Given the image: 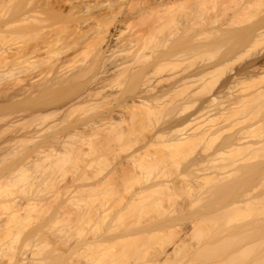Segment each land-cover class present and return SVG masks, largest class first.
I'll list each match as a JSON object with an SVG mask.
<instances>
[{
  "label": "bare ground",
  "instance_id": "1",
  "mask_svg": "<svg viewBox=\"0 0 264 264\" xmlns=\"http://www.w3.org/2000/svg\"><path fill=\"white\" fill-rule=\"evenodd\" d=\"M188 1L189 0H0V33H1L0 38L3 37L2 35L4 33H6L5 35H6V37L7 36L8 37L7 38L3 37V38H4V41H5V39L7 40V41H5V44L7 45V47L9 46L8 48L5 46L6 49H4L5 44L3 45V43H2L3 47L2 46L0 47L1 48L0 49V83L3 82V86H2V84H0L2 86V88L0 87V119L3 121V119L6 117V121L9 120V121H7L8 123L5 121L4 122L0 121V122H2L1 127H0V134L3 133V130H6L5 126H7L6 127L7 129L10 128L9 126L12 127V125H10V124L13 121L10 120L9 116L12 117L13 114H14V116H13L14 118H18V117L24 118L26 116L45 118V117L53 114L55 111L57 113L58 111H60L61 108L65 109L63 111V113L65 112L64 115L61 117V119L59 118L60 122L54 123L53 125H50L44 135H38L37 131L32 130V129H23L21 131H18V130H20V129H18L17 131L16 130L12 131V128H13L12 127V128H10L11 132L9 130H7V131H9L10 134L15 133L17 136V139L22 143L24 142V144H23V146H20L19 148L18 147L17 148L11 147L12 149L8 148V150H7V148L6 149L4 148L5 149L4 150L3 148H1L2 147L1 146L0 148L4 150V151H0L1 159L2 160L7 159L10 163L15 162L14 164L18 163L19 166L22 169H24V170H22L23 172L29 171L32 167L39 165V163L41 161H45V159L48 155L52 154V155L56 156L60 152L65 151V149H63V150L61 149L62 151L59 150L60 147L56 148L57 145L62 146V148H64L66 146L65 145V143H66L65 138L67 135L65 133L69 134L68 137H70L71 135H75V136L78 135L80 137L82 136L83 138H85L86 136H89V137L97 136V137L93 138V139H97L99 136L100 137V138H98L99 140H103V139L105 140V138L106 139L110 138V140H111L112 137L115 138L116 135L118 137V136H122L123 134H126L125 131H121V130H123V128L120 130H118L119 128L118 129L114 128V126L117 125L118 122L120 123L121 121H125V120H130V121L132 120L133 121L132 118H134V117H136V120H139V118H141V120H142L143 114L144 115L150 114L151 112L155 113L153 111L155 109L162 108L164 106V103L166 102L167 98L171 97V95L174 91H178V93L180 91L181 93H183L184 90L188 86L195 85V92L194 93L195 94L203 93V89H206L205 87L207 86V83L209 82V77H208L209 71H210V69H212L214 67L207 65V63H198V66L196 67V69L193 73H189V74L185 73L184 75L180 74L181 75L180 76L179 74L176 75L173 72V64H174L175 60L178 59V61L181 62L182 60L186 59V57L188 56L189 50L187 47H184V49H182L180 52L174 51L175 50L174 49L175 39L173 37L174 32H173V28L171 27L172 19H171L170 14L172 13L173 8H175L176 6H183V4L185 2H188ZM195 2L197 3L196 4L197 8L200 9V14H201V11L203 10V9L201 10V8H203L202 0H195ZM263 2H264V0H250L248 2V5L246 3L245 6H240L241 7L240 9L243 11V13H246L247 12L246 10H249V8H251V7L253 8L257 5H260ZM263 18L259 22H257V23H260L262 21L260 24L256 23L257 26H253V25H255V23L253 25H251L252 31H251V28H249L248 31H251V32L247 31V33L243 36V38L246 39V41L253 40L252 42H255V39L257 40L258 38H261L262 36H264V19ZM184 19H185L184 21L187 22L186 16L184 17ZM201 21H202V23L205 22L203 18ZM230 24L233 25L234 23L230 22ZM204 32L205 31H204V29H202V26H201L199 32L197 33V35L194 39L195 40V48L194 49L197 50L199 54L203 53L204 43L199 39H201V35L203 36ZM184 35L186 36V34L184 33L182 35L183 39L185 38ZM8 38H9V40H8ZM0 40H1V42H3L2 39H0ZM186 40H187V38H185L184 41L182 40L183 43H185ZM179 41H181L180 38H179ZM7 42H10V45H8L9 43L7 44ZM247 44H249V43H247ZM81 55L83 56V58L78 59V57H82ZM178 61L176 60V62H178ZM263 65H264V59H262L258 56L254 57L247 64V66L245 68V70H246L245 72H243V73L234 72V74L232 75V79H233L232 81L236 82V81L241 80V78L243 79L244 75L249 74L251 71H254L255 69H259ZM184 70H186V67L183 69V71ZM115 81L118 82L119 85L120 86L122 85L123 87L121 86L119 89L112 90L109 93L101 94V90L103 88H105L107 85H109V83L115 82ZM159 84H161V85H159ZM225 87L227 88V90H229V93H230V96H229L230 101L229 102H230V105H232V107H234V108L239 109L240 106L245 105V107H244V109H245L246 107H248V105H250V104H247V102L251 103V101H253L255 104L256 102L257 103L259 102L258 100H260V98H261V100L264 99V97H261L262 95H264V89H263L264 86H262L263 88L260 87L258 89L251 91V93H249V94L248 93L247 94H233L230 91L231 87H229V85L225 86ZM207 89L209 90V88H207ZM206 92H207V90H206ZM178 93H177V96H178ZM218 97H219V95L214 94V93L208 95V98L206 99L207 100L206 102L208 105L207 104L203 105L200 107V109L203 110L205 108L206 109L205 113L208 111H211V109H207V108L209 106H214L218 101ZM194 100H196V99H194ZM194 100L193 99L191 100L189 96L184 95L177 101H179V103H180L178 105H181V104L185 105V104L190 103L191 101L194 102ZM251 104H253V103H251ZM250 108H251V106H250ZM84 109H85V111H84ZM140 109L142 111H140ZM79 110L84 111V113L83 112H81V113L86 114V115L82 114L83 116H80L81 113L79 115H77V113H79L77 111H79ZM75 113L77 116L75 115ZM141 114H142V116H140ZM137 115L140 117L138 118ZM143 117H144L143 119H145V116H143ZM79 122H81L82 124ZM76 125H78V128ZM67 128L68 129L72 128L71 129L72 131L70 130L71 132L69 133V130ZM161 131L162 130L157 131L154 135V138L161 137L163 134V132H161ZM209 132H211L209 127H205V129L203 128L202 131L197 130L196 132H194L192 134L190 133V135L184 134V133L183 134H173V137H171L169 140H171V142H172L171 146L173 145V147L175 146L176 148H182L183 146L185 147V145L190 144L194 141H198L202 138H206L205 136L208 135ZM6 133H8V132H6ZM79 134H81V135H79ZM14 135L12 137H14ZM234 137H235L234 139L231 137L226 138L224 140V142H225L224 144L226 145L228 143L226 145V147L231 148V150L235 149L236 150L235 153H238V154L244 153L242 155V157H240V158L231 157L229 160H226L224 162H218V164H216V165H214L215 163H212V164L210 163L209 166L202 165V162L204 161V159L201 160V158H203V157L200 158V156H199V159L196 157H193L195 159L192 160V158H191V161L189 159V160H187L189 162H187V163L185 162V165H184V163L181 165L183 167L182 173L179 172L180 170H178L179 174L176 173L178 175H181L180 177H188V180L187 179L184 180L185 178L184 179L179 178L178 175L174 177L175 179L172 176H171L172 179H166L168 177H165V176H164L165 179H163L162 176L165 175V174H163V172L165 173V169L164 170L162 169L163 172H161V170H160L162 176L158 175V174H160L159 171H158L159 173L156 171L158 174L155 175L154 177L150 176V177H153L152 180L149 179L150 182H148L147 184L145 183V185H142L140 187V185L143 184V183H141L139 186H137L139 188L136 187L134 190L132 188V189H130V191L131 190H133V191H131V192L128 191L129 195H127L128 196L127 197V204L132 205V203H134L133 204L134 206H136L135 203L136 204L137 203L142 204L143 202H146L149 198H151L150 196H152V195L154 196L152 198H155V196L157 197L158 193H159V197L161 198L162 196H160V195L164 194V192H163L164 189L167 190V193L165 192L166 196H168L170 194V192H168L169 190H172L171 193L174 192V195H176L175 192L177 190H180V187H181V190L183 189V191H186L185 187H188L190 189V191H187V192H190V193H192V191L198 192L199 189H200L199 191H201V187L203 188L202 185L208 186L210 184V182L212 184L214 182V185H213L214 187L210 184V187L207 188V186H206L207 190L204 188V189H202L201 192L204 193V195H205L206 191L207 192L209 191V193H210L212 191V189L215 188L213 191V194L218 196L220 194V192H222L223 194H220V195L226 196V200L229 199V201L227 202L225 200L226 204H223L222 208L220 207V205H222V203L219 202V204H218V202H216V205L218 204L219 206H217L218 209L216 210V212L214 209V212L215 213L218 212V215L222 218L218 219L219 223L216 222V224H215L213 222V224L215 226L213 224H212V226H214L213 229H215V230H214V233L212 232L213 234H210L211 232L209 234L213 235L215 238V234H216L215 232L218 229L220 230V228H218L217 225L220 224L221 220H223L222 221V224H223L224 220L227 219V220H225V222L226 221L227 222L225 223V225L223 227H222V224H221V226L219 225L221 228H223L222 229L223 231L218 230L219 232H217V234L220 235L223 232L222 233L223 236L221 234L222 237L227 236V234H228V235L232 236L234 238V240L236 239L235 237L238 238V236L240 234H241L240 235L241 237L244 235L242 240L246 241L249 238L248 240H252V241H246L247 243L243 241V245H241V247L244 249H245V247H248V248L254 247L253 239L252 238L250 239L251 235L249 236L250 232H253L255 230L254 228H252V225H251V223L253 224V222H251V220H249L250 221L249 223L246 221V223L244 222L245 224L244 223L243 224H236L239 222L236 221V223H235L234 221H230V219L228 217L230 216L229 215L230 212H232V211L234 213L238 212V210H239L238 207H242V208H240V210L241 209L245 210L247 208L246 210H248L247 215L249 218H250L249 213H250V211H252L251 210L252 208L253 209L260 208V207H257L259 205H257L258 203H255V202H258V200L260 201V200L264 199V195H262V193H264V191L261 194L256 193V191L258 190V188L260 186V180L264 181L263 180V178H264L263 177L264 176V161L262 160V163H261L260 160H258L259 163H258V161L257 162L255 161L256 162L255 163L254 160L256 158H253V161H252L251 157L253 156L254 153H257L258 157H259V154H261L260 156L263 157L264 151H262V150L264 149V137H262L260 140V142L262 141L261 145H263V146L260 145L261 147L258 145H255L256 147L255 146L251 147V145H247L245 143H244L245 145L243 143L241 144V142H239V140L241 141V137H237V136H234ZM14 138H16V137H14ZM90 140H92V137ZM65 148H67L69 150L70 147L68 146ZM76 149H78V148H76ZM259 149H260V151H262V153H259ZM77 151H79V150H77ZM66 153H68V152H66ZM250 153H252V154L250 155ZM163 154L165 155L164 156L165 160L162 158L163 159V161H162L161 158L159 157V159L161 160V161L160 160L159 161H160V163H162V165H161L162 167L164 165L166 166L168 163H170L171 161L169 159L173 160V158L175 156H177L178 153H171L170 152L168 154L167 153H163ZM247 154L250 156H248ZM178 155H180V154H178ZM144 156L152 159L151 158L152 154H146L145 155V154L140 153L138 155H132V156L130 155V156L126 157L125 159H123L119 162V164H118L119 166L115 170V172H117V173L118 172H120V173H126V172L127 173L128 172L133 173V170L136 171L137 169L136 168L134 169L132 167L133 166L137 167L136 165H139V167L146 166V168L148 169V167L151 166L152 162H150L151 161L150 159H149V161H147V160L145 161ZM255 156H256V154H254V157ZM10 158L14 161L12 162V160ZM250 159H251V163H250ZM252 162H254L255 165ZM200 163H201V165H199ZM161 166H160V168H161ZM181 166H179L180 167L179 169H181ZM89 167H91V166H89ZM83 169H85V168H83ZM183 169H184V171H183ZM143 170H144V168H143ZM195 170H196V172L194 173ZM198 170H201L203 172L199 173ZM80 171L81 170H79V172ZM87 171L88 170L85 169V171L83 170V173L84 172L86 173ZM185 171H187V173H185ZM189 171L194 175H192L190 173L188 174ZM136 172H139V171H136ZM136 172H135V174H136ZM140 172H141V170H140ZM233 172L236 173L237 176L234 175ZM91 173H92V171H91ZM183 173H184V175L185 174L186 175L183 176ZM144 174H146V172H144ZM153 174H156V173H153ZM232 174L234 175V177L232 176ZM261 174H263V175H261ZM94 175H95V173H94ZM138 175H139V173H138ZM256 175L257 176L261 175V177H260L261 179L258 178L260 180L257 181ZM86 176H89V175L86 174ZM133 176H135V175L133 174ZM141 176H142L141 178L144 177L143 175H141ZM146 177H145V179H146ZM84 178H85V176H84ZM89 178H92V177H89ZM177 178L180 180L183 179V181H180ZM254 178H256V180ZM229 179H231V180H229ZM253 179L255 181V184H257L259 182L257 184V185H259L258 187H257V185L253 184V182H252ZM47 180H46V182L49 181V180L48 181ZM64 180H66V179H63V181ZM101 180H103V179H101ZM101 180H99V181H101ZM105 180H109V179H104L103 181H105ZM204 180L207 181L206 184L204 183ZM210 180H213V182ZM0 181H1V179H0ZM8 181H10V180H7V182ZM11 181H14V180H11ZM18 181H19V179H17V182ZM59 181H60L59 183H58V181L55 182V183H58V186L55 187L56 189L55 188L53 189L54 193H55V190H57V187L60 186L59 184L62 185L65 182L64 185L66 186V184L70 183V181L67 183L66 182L67 180L64 182L61 180H59ZM40 182H42V181H40ZM40 182H37V183L40 184ZM43 182L45 183V179ZM105 182L107 183V181H105ZM192 182L196 183V184H194V186H196L195 188L197 190L193 189L194 186H193ZM6 183H5V185H7ZM207 183H209V184H207ZM8 184H9L8 186H10V183H8ZM15 184L16 183H14V185ZM11 185H13V184H11ZM18 185H19V183H18ZM68 185H70V184H68ZM68 185H67V187H69ZM1 186H3V185H1ZM15 186H17V185H15ZM29 186L27 188H29ZM197 186H200V187L197 188ZM211 186H212V188H211ZM61 187H63V186H61ZM67 187H65L66 188L65 191L70 194L69 189L67 191ZM108 187H110V186H108ZM190 187H192V188H190ZM27 188H25V190H27L26 192H28ZM174 188H177V189L175 191H173ZM184 188H185V190H184ZM37 189H38V187H37ZM59 189L61 191H63V188L61 189L59 187ZM99 189H101V188H99ZM160 189L162 191L161 194H160ZM209 189H211V191ZM12 190H14V189H11V191ZM32 190L34 191V189H32ZM101 190H104V189H101ZM105 190H108L107 187ZM105 190H104V192H106ZM2 191L3 190H1V192ZM37 191H39V189ZM41 191L43 192L42 188H41ZM41 191H39V192H41ZM65 191H63L62 193L59 191L60 196ZM109 191H111L110 188H109ZM217 191H219V192H217ZM51 192H52V190H50V193ZM104 192H102V194ZM197 192H195L196 193L195 198H194L195 194H191L193 196L192 201L198 200L197 195L200 196V192H198V194H197ZM7 193L9 194L8 191H7ZM54 193L52 196H50V194H49L50 197H48V200L50 202H52L51 200H53V202H56V201L58 202V200H59L60 201L59 204H57V202H56V204L59 206L56 205V207H60V204L62 205L63 202L66 204L67 199H65V196H64V198L61 197V200H60V197L58 196L59 194L58 193L54 194ZM112 193H113V191H112ZM155 193H157V195H154ZM202 193H201V196L203 197ZM209 193H207L206 196ZM8 194H6V195H8ZM31 194H32V191H31ZM34 194L36 195L37 193L33 192V198H34ZM69 194L67 196H70ZM211 194H212V192L210 193V196L208 195L207 197L206 196H204V197L209 199V200L211 198V202H212V197L214 195H211ZM41 195H40V198L38 196L37 197L40 199V200L39 199L38 200L41 201V203H42V196H46V193H45V195L44 194L42 196ZM99 195H100V193H98V195L95 193V195H93V196L98 197ZM107 195L110 196L109 194H106V196ZM165 195H163L161 200L164 199ZM174 195L172 193V196H174ZM261 195H262V197H260ZM3 196L1 195L0 197H3ZM29 196H30V192H28V197ZM36 196H35V199H32L30 197L29 198L31 200H33V201L35 200L37 202ZM112 196H114V195L112 194ZM10 197L13 198L12 195ZM10 197L7 196L8 199ZM46 197H44V198H46ZM58 197H59V199L57 200ZM71 197L73 198V196H71ZM5 198H4V203H5V200H6V202H8V200ZM11 198L9 199V201L11 200ZM29 198H27L26 201L27 200L29 201ZM67 198H69V197H67ZM75 198H76V196H75ZM0 199H2V198H0ZM63 199H65V201L62 202ZM44 200L45 199H43V201ZM78 200H81V199L79 198ZM151 200H153V199H151ZM156 200L158 201L160 199L157 197V199L155 198L154 201H156ZM11 201H14V200H11ZM11 201H10V203H11ZM45 201H47V198ZM0 202L2 204L3 200H0ZM156 202H154V203H156ZM211 202H209V204ZM213 202L215 204L214 200H213ZM14 203L16 204V199H15ZM17 203H18V201H17ZM43 203H45V202H43ZM72 203H73V201H72ZM149 203H150V201H149ZM9 204H8V206H9ZM27 204H29V203L27 202ZM37 204H38V202H37ZM191 204L194 205L195 203H191ZM191 204H190V206H191ZM209 204L206 203L205 206L207 205V207H208ZM214 204H213V206H214ZM18 205H19V203H18ZM26 205H25V207H26ZM33 205H36V203ZM69 205H71V204H69ZM79 205L81 206V204H79ZM157 205H159V203ZM46 206H47V204H46ZM63 206H66V205H63ZM63 206H61L60 208H62ZM138 206H140V205H138ZM146 206L147 205H145V207ZM202 206H204V204L201 205V207H200L201 211L196 210L197 208L195 210L189 209L190 213L195 212L193 214V216L195 215L197 217V219H195V221L192 220V219L196 218L195 216L194 217L192 216V213L189 216V215H187L188 212H184V213H186L185 217H183L184 213L183 214L181 213L182 216H180V217H182L183 220H184V218L186 219V216H188L187 217L188 222L190 220V217H192L191 218L192 223L190 220V222H189L190 224H188V225L192 226V227L189 226L190 228H192L190 230L194 231L197 227V224L201 222L200 220L204 221V219H205L206 221H208L210 219V216L207 217V214L212 215L214 213L213 211H212L213 212L212 214H210L211 212L207 213V211H209V210H207L209 207L206 209V208H203ZM213 206L211 204L210 211H211V209L213 210V208H216ZM224 206H226V208L228 207L229 210L227 208V211H226ZM254 206H256V208ZM76 207H77V203H76ZM190 208H192V207H190ZM202 208L204 209L203 212H205V209H206V212L201 214L202 215V217H201V216H198L200 213H197V212L199 211L202 213V210H203ZM235 208L236 209L238 208V209L236 210ZM57 209H59V208H56V210ZM76 210L78 211V209H76ZM81 210H82V207H81ZM221 210L222 211L224 210L222 215H221L222 212L219 213ZM92 211H93V209H92ZM15 212H16V210H15ZM81 212H83V210ZM81 212L78 211V214L79 213L81 214ZM84 212H85V209H84ZM101 212H100V214H101ZM179 212L180 211L177 212L178 214H173L176 216L173 217V215H169V217L172 216L175 219V217H177V215H179ZM88 213H90V212H88ZM84 214H87V211ZM214 214L211 216L212 218L210 219V221L216 220V218L214 219V217L220 218V217H218V215L214 216ZM226 214H227V216H226ZM19 215H21V214H19ZM96 215H97V213H96ZM203 215H204V219H202ZM82 216H84V215H82ZM223 216H226L227 218H225ZM21 217H19V218H21ZM25 217H27V215ZM25 217L24 218L22 217V219H25ZM198 217L199 218L201 217V218L198 219ZM2 218L5 219V217H3V216H2ZM2 218H0V233L2 232L0 234L1 235L0 238L2 239V242H0V256L2 257V259L0 258V264H29L28 261H26L27 258L24 257V253L26 252V248H23V246L20 245L23 248V250L25 249L24 250L25 252H23V250H22L23 253H19L22 248L20 250H17V248H15V245H12L11 241L9 240L10 238L8 240H6L4 235L2 236V234H5L8 236L10 235L12 237L14 235L16 236L20 232V231L18 232L19 229H16L15 226L10 224L11 222L9 220H11L13 218L12 217L10 219L6 218L5 220H3ZM164 218L169 220L168 217L165 216V217H162L161 219L160 218L156 219L157 221L154 220V223H153V221L146 222L147 224L144 223L145 227L143 224L144 228L142 229V227H141V230H142L141 234H143V230H146V233H148V230H147L148 227H149V230L151 229L149 232H152V231L157 232L158 231L157 233H159V230H162V228L167 229L169 226V223H166L167 220H165ZM207 218H208V220H207ZM22 219H20V220L22 221ZM160 220H161V223L159 222ZM170 220H172V219H170ZM183 220H180L179 222L186 223L185 220L184 221ZM197 220H198V223H197ZM177 221L178 220L172 222V224L173 223L177 224L178 223ZM206 221H204V222H206ZM24 222H25V220H24ZM194 222H195V224H194ZM148 223H149V225H148ZM165 224H166V226H165ZM192 224H194V225H192ZM254 224L256 225V223H254ZM22 225H24V224L22 223ZM255 225H254V227H255ZM173 226H169V227H173ZM176 226L177 225H175L174 227H176ZM184 226L185 225H182L181 227L185 228ZM19 227H20V225L18 226V228ZM42 227H44V226H42ZM110 227L111 226H109V228H107V229H110ZM179 227H180V225H178V227H176L175 229H177ZM189 227H187V229ZM130 228H133V227L131 226L128 228V226H126L123 229L117 230L118 232L116 231V229L115 230L111 229L110 232L108 231V233L103 234L104 233L103 232L101 235H96V236H91V235L90 236L85 235L83 237L81 236L80 239L75 240L73 243H70V245H68L69 246V247H67L68 252H66L67 251V249H66L65 253L66 254L67 253L72 254V253L78 252L79 253L78 255H80L81 254L80 252H82V250H84V246H90L91 247V246H95V245L96 246H102V245L104 246L105 245L104 247H106V244H108L111 246V248H113L115 243H117V242L122 243V241L134 237L135 233H133V231L131 232ZM251 228L253 231L251 230ZM256 228L258 229V225L256 226ZM37 229H38L37 231L39 232V230H40L39 227H37ZM107 229L105 230L106 232H107ZM133 229H135V228H133ZM138 230H140V228ZM172 230L173 229H171V231ZM181 230H182V228L179 231L177 229V232H175L176 235ZM248 230H250V231H248ZM27 231L28 230L26 229L25 230L26 233L23 232V234H29L30 233V235H31L30 240L35 238L37 231L33 232V234H35L33 237H32L33 234L31 233L32 231L31 232L29 231V233H27ZM189 231L187 230V232H186V230H184L185 235L187 237L184 236V233L181 231L180 233L181 234L183 233V234L177 235L178 237L176 239H173L171 242L160 243V244L158 243L159 245L156 244V245H158V248H157V246L155 247V249L157 248L156 255L152 253L153 257L156 256L155 260H154V258H153V260L157 263H160L162 261L165 262L167 260H169V262H170L171 259L175 258L176 254H177L176 256L178 257V255H179L178 252L180 251L179 249L180 248L183 249V246L189 241V239H192L191 233H188ZM224 231H225V233L228 231V233L224 235ZM245 231L248 232L249 234L245 233ZM134 232H136V231H134ZM139 232L140 231H138V233ZM136 234H137V232H136ZM148 234H151V233H148ZM188 234H190V237H188ZM41 235H42V233H41ZM137 235L139 236V234H137ZM194 235L195 234H192V236H194ZM219 235H218V239H217V237L215 239L212 238V240L207 239V241L208 240H210V241L214 240L213 244H215V245H209V248L212 246V247H214V250H217L218 245L222 244L221 241L223 242L222 239H224V242L226 243L225 238L227 240L232 238V237L231 238H229V237L222 238L221 236H220L221 237L220 238ZM245 235H247V236H245ZM38 236H40V235H38ZM213 236H211V237H213ZM17 237H18V235H17ZM187 238H189V239L187 240ZM3 239H5V240L3 241ZM24 239H29V238L27 237ZM134 239H136V238L134 237ZM216 239L219 241L221 240L220 242L218 241L219 244H218V242H215V241H217ZM240 239L241 238H238L233 243L239 245V243L241 242ZM25 241L27 242V240H25ZM207 241H205V242H207ZM210 241H208V242H210ZM231 241H233V239H231ZM237 241H239V243ZM15 242H16V240H15ZM164 242H165V240H164ZM199 242H201V241H198V243H196L194 241V244H192V245L186 244L187 248H188V246L191 245L190 247H192V248L189 247L188 249H192L193 251H195V250L198 251L199 247H202V245H203V241H202L200 246H198ZM249 242H252L251 245L249 244ZM216 243H217V247H215ZM227 243H229V245L231 244L230 246L227 244L230 247L228 249H231L232 246H235L232 242L231 243L227 242ZM208 244H212V243L210 242ZM208 244H206L205 247L208 246ZM240 244H242V242ZM22 245H25V242L22 243ZM186 245H185V247H186ZM193 245H194V248H196V245H197L198 249L197 248L194 249ZM224 245L222 247L224 249H227V245L226 246H224ZM110 246H109V248H110ZM16 247H18V246H16ZM122 247H124V246H122ZM81 248H82V250H81ZM202 248H200L201 251L199 250L201 254L204 253V249H205V248H203V250H202ZM238 248L242 251V248H240L239 246H238ZM238 248H237V246L235 247V249H234L235 253H236V249L238 250ZM248 248H246L245 251L250 249V248L249 249ZM72 249H74V251ZM106 249H107V247H106ZM106 249H104V250H106ZM90 250H92L91 253H94L93 249H90ZM108 250H110V249H108ZM119 250H120V248H119ZM17 251H19V252H17ZM85 251H86V249H85ZM99 251L100 250H98V253H99ZM101 251H102V249H101ZM208 251H211V249H209ZM245 251H242V252L245 253ZM250 251H252V250L250 249L248 252H250ZM115 252H116V250H115ZM205 252H207L206 249H205ZM17 253H19V254H17ZM62 253L64 254V251L61 252V254ZM96 253L97 252L95 250V254ZM112 253H114V252L112 251ZM200 253H198V255ZM235 253L233 255H236ZM5 254H6L7 258L3 260V256ZM66 254H65V256H66ZM107 254H109V253H107ZM85 255H86V253H85ZM85 255H84V257H83L84 259L82 261L84 264H101L102 263L103 258L100 257L101 254H98L97 257H95L94 259L92 257L91 258L86 257ZM87 255H89V254H87ZM112 255H114L113 257H115V253ZM233 255H232L233 258L229 259V262L231 264L233 262H236V260H237V259L234 260L235 256H233ZM248 255H250V253H248ZM54 256L52 258H54ZM61 256L62 255H60V257ZM65 256H62V258ZM93 257H94V255H93ZM106 257H105V260H106ZM109 257H107V259ZM57 258L53 259L54 263L58 262L55 264H65L62 262L67 261L66 259L65 260L61 259L62 262L59 263V257H57ZM130 258L134 259V260L130 261L131 259H129V260L124 259V261L122 260L121 263L125 262L124 264H140V263L144 264L141 261H139L140 263H136V262H138V260H136V257H133V258L130 257ZM245 258H249V256L246 257V254H245ZM48 259H50V258H48ZM55 259H57V260L54 261ZM109 260L111 261V257L109 258ZM50 261H49V263L48 262L47 263L50 264ZM105 262L106 261H104V264L107 263V262L106 263ZM178 262H179V260H178ZM247 262H246V264H247ZM108 263H110V262H108ZM44 264H46V263H44ZM110 264H112V263H110ZM162 264H164V263H162ZM248 264H250V261Z\"/></svg>",
  "mask_w": 264,
  "mask_h": 264
},
{
  "label": "rangeland",
  "instance_id": "2",
  "mask_svg": "<svg viewBox=\"0 0 264 264\" xmlns=\"http://www.w3.org/2000/svg\"><path fill=\"white\" fill-rule=\"evenodd\" d=\"M249 1L250 0H202L203 8H201V10L202 9L203 10L201 11V14H200V9L197 8V5H196L197 3L195 2V0H189L188 2H185L183 4V6H176L175 8H173L172 13L170 15H171V19H172L171 27L173 28V32H174L173 37L175 39V43H174V49L175 50L174 51L180 52L182 49H184V47H187L189 50L188 56L186 57V59L182 60L181 62H179L178 59H176L178 62H176V60H175V62L173 64V72L176 75H178V74L184 75L185 73L186 74L193 73L195 71L196 67L198 66V63H207V65L214 67V68L210 69V71H209V74H208L209 82L207 83L208 87L206 86L205 87L206 89H203V93L195 94L194 93L195 92V85L188 86L184 90L183 93H181L180 91H179V93H178V91H174L172 93L171 97L167 98V100L164 103V106L162 108L155 109L153 111L156 114L152 113V112L151 113L153 115L151 113L145 114V115L143 114V116H145V119H143L144 117L141 114L140 116H142V120H141V118H139L140 116L137 115L140 121L136 120V117H134V118H132L133 121L132 120L131 121L125 120V121H121L120 123L118 122V124L115 125L116 127L114 126V128L115 129L119 128L118 130L123 128V130H121V131H125L126 134H123L124 136L122 135V136H118V137L116 135V137L115 138L112 137L111 140H110V138H107V139L105 138V140L104 139L99 140L98 139V138H100L99 136L97 139H93L97 136H95V137L91 136L92 140H90L91 137H89V136H86L85 138H83L81 136L82 137L81 138L78 135H76V136L71 135L70 137H68L69 134L65 133L67 136L65 138V142H66L65 145L66 146L65 145L64 146L65 147L69 146L70 147L69 150L65 147L62 148V146H58V145L56 146V148L60 147L59 150L65 149V151L68 153L63 151L64 153L60 152L56 156H54L52 154L48 155L49 157L47 156L45 161H41L39 163V165L32 167L29 171L23 172L22 170H24V169H22L18 163H17L18 165L14 164L15 162L10 163L7 159L2 160L0 157V179L2 181V182L0 181L1 182L0 183V192H1V190H3L0 193V196L4 195L3 197H0V198H2L0 200H3L2 204L0 202V216H1L0 218H2V216H3V217H5V219L6 218L10 219L12 217L13 219L9 220L11 222L10 224L15 226L16 229H19L18 232L20 231L17 234L18 237H17V235L16 236L14 235L11 237L10 235L8 236L5 234H2V236L4 235L6 240H8L10 238L9 240L11 241L12 245H15V248H17V250H20L22 248L21 246H23V248H26V252L24 251L25 249L23 250V248L20 250V252L19 251H17V252H19V253L25 252L24 257L27 258L26 261H28L29 264H44V263L48 264L50 260H51L50 264H52V263L55 264L58 262L54 263L53 259L57 258V257H59V263L62 262V260L66 259L67 261L66 262L64 261L62 263H65V264H84L82 261L84 259L83 257L85 255V253H86V255H85L86 257H89V258L92 257L93 259L95 257H97L98 254H101L100 257L103 258L101 264H104V261L107 262V263L105 262L106 264H110V263H112V264H124L125 262L121 263L122 260L123 261H124V259L129 260V259H131L130 257H132V258L136 257V260H138V262H136V263H140L139 261H141L144 264H162V263H164V264H231L229 262V259L233 258L232 255L235 253L234 252L235 247L237 246V248H238V246H239L240 248H242L241 245H243V241L244 242L252 241V240H248L249 238L248 239L246 238L247 239L246 241L242 240L244 235L241 237L240 236L241 234H240L238 236V238H241L240 240H241L242 244H240L241 242L239 243V241H237L239 243V245H238V244L233 243L238 238L235 237L236 239L234 240V238L232 236L227 234L228 231L226 233L224 231V235L227 234V236H224V237H222L223 232L221 233L222 236H221V234L220 235L217 234V232H219L220 230L223 231L222 230L223 228L220 227L222 224V221H223V220H221L220 224H219L220 226L217 225V227L220 228V230L218 229L219 230L218 231L216 229L217 231L215 233L217 235L215 234V238L217 237V239H218V235H219V237L221 236L222 238H225V237L231 238L232 237L231 239H233V241H231V239L227 240L225 238L226 243L224 242V239H222L223 242L220 240L222 244L218 245V247H217V243H216L215 247H217V250H214V247H212V246L209 248V245H215V244H213L214 240L210 241V240H212V238L215 239L213 235H210V234H213L214 230H215V229H213V227L215 226L213 224V222L215 224H216V222L219 223L218 219L222 218L218 215V212L215 213L216 210L218 209L217 206H219L218 205L219 202L222 203V205H220L221 208H222L223 204H226L225 203L226 196L220 195V194H223L222 192H220V194L218 196L213 194V191L215 188L212 189V191H211V189H209L212 192L211 195H214L212 197V202L214 200L215 204H214V202L213 203L211 202V198L209 200V199L204 197V196H206L207 193H209V191L208 192L206 191L205 195H204V193L201 192L202 189H204V188L207 190V188L210 187V184L213 186L214 185L213 180H210L213 182V184L210 181H209L210 184L207 183V184H209L208 186L206 185L207 188H206V186L202 185L203 188L201 187V191H199L200 189L198 190V192H200V196L197 195L198 200H196V201H192L193 196L191 194H195V196H194V198H195L196 197L195 192H197V191L194 192L191 190L192 193H190V192H187V191H190V189L188 187H185L186 191H183V189L181 190V187H180V190H177L175 192L176 195H174V192H172L174 196H172V193H171L172 190L168 191V192H170L171 195L169 194L170 196L169 195L166 196L165 194L167 193V190L164 189L163 190L164 194L160 195L162 197H163V195H165L163 200H161L162 197L161 198L159 197V193H158L159 191H158L157 192L158 195H157V193H155L154 195H157V197L160 200H158V201L156 200L157 202L154 201L155 198L157 199V197L155 196V198H152V197H154L152 195V196H150L151 198H149L147 200L148 202L146 201L149 205L146 202H143L144 204L143 203L142 204H140V203L136 204L135 203V205L137 207L133 205L134 203H132V205L127 204V197H128L127 195H129L128 193L133 191L141 183H143V184H141L140 187L142 185H145V183L147 184L148 182H150V180H152V178L155 175H157L160 172V170H161V172H163L162 169L163 170L165 169V173L163 172V174H165V175L162 176L161 172L158 175H161L163 179H165V177H168L166 179H172L171 176L174 178L175 176H177L179 174V172L182 173L183 167L181 165L183 163L185 165V162L186 163L189 162V161H187L189 159L191 161V158H192V160L195 159L193 157H196L198 159H199V156H200V158L203 157V158H201V160L204 159V161L202 162V165H205V166H209L210 163L211 164L215 163L214 165H216V164H218V162H224L226 160H229L231 157H237V158L242 157V155L244 153L238 154V153H235V151H236L235 149L231 150V148L226 147V145L228 144L227 142H226L227 143L226 145L224 144L225 143L224 140L226 138L231 137L234 139L235 138L234 136H237V137H241V141L239 140V142H241V144L245 143L247 145H251V147H253L255 145H258V146L261 145L262 141L260 142V140L262 137H264V120H263L264 119V99L262 98L263 100H261V98H260L261 101L258 100L260 103L256 102L257 103V104L255 103L256 105L254 104L253 101H251V103H253V104H251L250 102H247V104H250V105H248V107H246L245 109H244L245 105L240 106L239 109L234 108V107H232V105H230V102H229L230 101L229 100L230 93H229V90H227V88L225 87V86L229 85V87H231L230 91L233 94H247V93L249 94V93H251V91L264 86V65L262 67H260L259 69H255L254 71H251L249 74L244 75L245 78L243 77V79L241 78V80L236 81V82L232 81L233 80L232 75L234 74V72H236V73L245 72L246 71L245 68H246L247 64L254 57L258 56V57L264 59V36H262V37L260 36L261 38H258L259 39V40L257 39L258 41L255 39V42H252L253 40L246 41V39L243 38V36L247 33L249 28H251V25H253L255 23V25H253V26H257L256 23L259 22L264 17V2L260 5L253 7V8L252 7L249 8V10H246L247 11L246 13H243V11L240 9L241 8L240 6H245L246 3L248 5ZM185 16L187 18V20H186L187 22L184 21ZM202 18L205 21L204 23H202V21H201ZM230 22H233L234 24L231 25ZM260 23H257V24H260ZM201 26L205 32H204L203 36L201 35V39H199V40H201L204 43V48H203V53L199 54L198 51L194 49L195 48V40L194 39H195L197 33L199 32ZM251 31H252V28H251ZM251 31H248V32H251ZM184 33L186 34V36L184 35L185 38H187V40H188V41L186 40L185 43H183L185 38L183 39V36H182ZM5 34L6 33H4L2 35L4 38L6 37ZM3 37L0 38L3 41V42H1V40H0V47L1 46L3 47V45L5 44V41H7L6 39L4 41ZM179 38L181 39V41L182 40L183 41L182 42L179 41ZM8 40H9V38H8ZM10 42H7V44L9 43L8 45H10ZM2 43H3V45H2ZM247 43H249V44H247ZM5 46L7 47L6 44L4 45V47ZM6 47L4 49H6ZM79 58L81 59V58H83V56L78 57V59ZM185 67H186V70L183 71V69ZM0 84H2V86H3V82ZM159 85H161V84H159ZM2 86L0 85L1 88H2ZM121 86L116 81L111 82V83H109V85H107L105 88H103L101 90V94L109 93L112 90L119 89ZM207 88H209V90ZM206 90H207V92H206ZM177 93H178V96H177ZM212 93L219 95L218 101L214 106H209V107L207 106L208 107L207 109H211V111H208L205 113L206 109L204 108L203 110H201L200 107L207 104L206 99L208 98V95H210ZM184 95L189 96L191 100L192 99L193 100L196 99V100H194V102L191 101L190 103L185 104V105L184 104L178 105L180 103L177 100H179ZM261 97H264V95H262ZM250 106H251V108H250ZM64 110L65 109L61 108L60 111H58L57 113L55 111L53 114H51L50 116H47L45 118H43V117H28V116H26L24 118H20V117L14 118L13 117L14 114L13 115L11 114L13 118L11 116H9V117H10V120H12L13 122L10 125H12L13 128L11 126H9V127L12 128V131L13 130L17 131L18 129H20L18 131H21L23 129H32V130L37 131L38 135H44L50 125H53L54 123L60 122L59 118L61 119V117L64 115V113H65V112L63 113ZM84 111H85V109H84ZM84 111H80V110L77 111V112H79V113H77V115H79L81 112L84 113ZM140 111H142V110L140 109ZM83 113H81L80 116L86 115ZM75 115H76V113H75ZM0 121H2V120L0 119ZM4 121L7 122L9 120L6 121V117H5L2 122H4ZM2 122H0V127H1ZM79 123H81V122H79ZM76 126L78 128V125H76ZM6 127L7 126H5L6 130H3V133L1 132L2 134H0V147L2 146L1 148H3V149L7 148V150H8V148H11V147L12 148H14V147L19 148L20 146H23L24 142L23 143L20 142L17 139V136L15 133L10 134L9 133V131L11 132L10 128L7 129ZM205 127H209V129L211 130V132H209V134L205 136L207 139L202 138L198 141H194L190 144H187V145H185V147L183 146L182 148H176L175 146L173 147V145L171 146L172 142L169 139L171 137H173V134H183L184 133V134L190 135V133L192 134V133L196 132L197 130L202 131L203 128L205 129ZM71 129L72 128L68 129L69 133L72 131ZM7 130H9V131H7ZM159 130H162L161 131V132H163L162 136L159 138H154L155 133ZM6 132H8V133H6ZM13 135L16 138L12 137ZM79 135H81V134H79ZM261 146H263V145H261ZM1 148H0V151L5 150V149L3 150ZM76 148H78V149H76ZM77 150H79V151H77ZM262 151H264V149ZM262 151H260V149H259V153H262ZM170 152L171 153H178L180 155L177 154V156H175L173 158V160L169 159L171 162L169 161L170 163H168V164L166 163L167 164L166 166L163 164L164 166L162 167L161 166L162 163H160V161L161 160L163 161V159L165 160V157H164L165 155L163 153L168 154ZM140 153L145 154V155L146 154H152L153 157L151 156V158L153 160L150 159L149 157L147 158L146 156H144L145 161L146 160L149 161V159H150L151 160L150 162H152L151 166L148 167V169L146 168V166L139 167V165L135 164L137 167L133 166L132 168H134V169L136 168L137 169L136 171H139V172H136L135 170H133V173H129V172L128 173L127 172L126 173H120V172L117 173V172H115V170L118 168V166H119L118 164L121 160L125 159L126 157H128L130 155L131 156L132 155H138ZM251 154L252 153H250V155ZM254 154H256L257 157L256 156L254 157ZM254 154L251 157L252 161H253V158H256L254 160V162L255 161L257 162L258 160H260V162L262 163V160L264 161V155L263 154H262L263 157L260 156L261 154H259V157H258L257 153H254ZM250 155H248V156H250ZM159 157L161 158V160L159 159ZM13 161L14 160H12V162ZM254 162H252V163L255 165L256 162L255 163ZM250 163H251V159H250ZM258 163H259V161H258ZM199 165H201V163ZM89 166H91V167H89ZM160 166H161V168H160ZM179 166H181V169H179L180 168ZM83 168H85L88 171L86 173L85 172L83 173V170L85 171V169H83ZM143 168H144V170H143ZM139 169L141 170V172ZM79 170H81L80 171L81 173L79 172ZM178 170H180V171L178 172ZM91 171H92V173H91ZM156 171L157 172L159 171V172L157 173ZM183 171H184V169H183ZM135 172H136V174H135ZM144 172H146V174H144ZM195 172H196V170L194 171V173ZM198 172L200 173L203 171L198 170ZM94 173H95V175H94ZM138 173H139V175H138ZM153 173H156V174H153ZM176 173H178V174H176ZM185 173H187V171H185ZM189 173L192 174L190 171L188 172V174ZM86 174H88L89 176H86ZM133 174L135 176H133ZM233 174L236 175V173H234V172H233ZM233 174H232V176L234 177ZM83 175L85 176V178ZM141 175H143L144 177L141 178L142 177ZM185 175L183 173V176H185ZM192 175H194V174H192ZM261 175H263V174H261ZM261 175H258L259 177L256 175L257 181L261 179L260 178ZM150 176H153V177H150ZM178 176H179V178H183V179L185 178L184 180H186V179L188 180V177H180L181 175H178ZM89 177H92V178H89ZM145 177H146V179H145ZM256 178H254V179L256 180ZM258 178H260V179H258ZM17 179H19L18 182H17ZM44 179H45V183L43 182ZM63 179H66L67 181L66 180H64V181H66L67 183L70 181V183H68L70 185L66 184V186H65L64 185L65 182L63 181ZM101 179H103V180L109 179V180H105V181H107V183H106L105 181H103ZM183 179L182 180L178 179V180L183 181ZM254 179L252 180L253 184H255ZM7 180H10V181L14 180V181H11V182L8 181L7 182ZM46 180L48 182H46ZM59 180L64 182V183L62 182L63 183L62 185L59 184L60 185L59 187L61 189L63 188V191H65L66 190L65 187H67V185H68L69 187H67V191H68V189L70 191V194L65 191L62 194L63 196L62 195L60 196V192L62 193L63 191H61L59 189V187H57V190H55V193H58L60 191L58 193L60 200H61V197L64 198V196H65V199H67L66 204L63 202V201H65V199L62 200V202H63L62 205L60 204V207L63 205H66V206L62 207L63 209L60 207H56V205L59 204V202H60L58 200L59 197L57 198L58 202L56 201L57 204H56V202H53V200H51L52 202H50L48 200V197L52 196L54 193L53 189L56 186H58V183L60 182ZM99 180H101V181H99ZM229 180H231V179H229ZM263 180H264V178H263ZM40 181H42V182H40ZM57 181H58V183H55ZM13 182L16 183L15 185H17V186H15ZM37 182H40V184ZM206 182L207 181L204 180L205 184H206ZM5 183L7 185H5ZM8 183H10L11 187L8 186L9 185ZM18 183H19V185H18ZM11 184H13V185H11ZM192 184L194 186V184H196V183L192 182ZM257 184H255V185H257ZM1 185H3V186H1ZM28 186H29V188H27ZM61 186H63V187H61ZM108 186H110V187H108ZM200 186H197V188ZM212 186H211V188H212ZM258 186L259 185H257V187ZM9 187L11 189H14L15 191L14 190L11 191V189ZM37 187H38L39 191H41V188H42L43 192L37 191L38 190ZM106 187L108 190H105ZM192 187H190V188H192ZM195 187L196 186H194L193 189L197 190ZM25 188H27L28 192H30L29 197L32 199H35V196L37 194H38L37 196L40 198L41 194L45 195V193H46L47 197L41 195L42 196V203H41V201H39L40 199L36 196V200L38 202V204H37V202L35 200L33 201L28 197V192H26L27 190H25ZM31 188L34 189V191ZM99 188L104 189L106 192H104V190H101ZM109 188L111 191H109ZM132 188H133V190L130 191V189H132ZM137 188H139V187H137ZM185 188H184V190H185ZM49 189L52 190L51 193H50ZM176 189L177 188H174L173 191H175ZM6 190L9 192V194L7 193ZM31 191H32V194H31ZM112 191H113V193H112ZM263 191H264V181L260 180V186H259L258 190L256 191V193L261 194ZM33 192L37 193L36 195L34 194V198H33ZM102 192H104V193L102 194ZM198 192H197V194H198ZM217 192H219V191H217ZM95 193L97 195H98V193H100V195L101 194L102 195L101 196L99 195L98 197L93 196V195H95ZM161 193H162V191L160 189V194ZM201 193H202L203 197L201 196ZM210 193L208 194L209 196H210ZM6 194H8V195H6ZM10 194L12 195L13 198L10 197L11 196ZM49 194H50V196H49ZM68 194L70 196H67ZM106 194H109L110 196H108V195L106 196ZM112 194L114 196H112ZM262 195H264V193H262ZM262 195L260 197H262ZM7 196L10 197L11 200L15 201V199H16V204L18 205V203H19V205L17 206L14 203V201H11V200H10L11 201V203H10V201H9L10 198L8 199ZM71 196H73V198ZM75 196H76V198H75ZM44 197L47 198L48 202L45 201L46 198H44ZM67 197H69V198H67ZM4 198L7 199L8 202H6V200H5V203H4ZM27 198H29V201L28 200L26 201ZM79 198L81 200H78ZM43 199H45V200L43 201ZM151 199H153V200H151ZM17 201H18V203H17ZM72 201H73V203H72ZM149 201H150V203H149ZM226 201L228 202L229 199ZM27 202L29 204H27ZM43 202H45V203H43ZM154 202H156V203H154ZM209 202H211V203L209 204ZM216 202H218L217 205H216ZM35 203L37 206L33 205ZM76 203H77L78 208L76 207ZM158 203H159V205H157ZM191 203H195V204L192 205ZM206 203L209 204L208 205L209 208L207 207V205L205 206ZM255 203H258L257 205H259V206H257V207H260V208H256V206H254L256 209H253V208L251 209L252 211H250V213H249L250 218L247 215L248 214V212H247L248 210H246L247 208L245 209L246 210L245 211L244 209L240 210V208H242V207H238L239 208L238 212L234 213L232 211L229 213L230 216L228 218L230 219V221H234L235 223H236V221L239 222L236 224H243L244 222L246 223V221L249 223L250 222L249 220H251V222H253V224L256 223V225L254 224L255 227L251 223L252 228L255 229L253 231L251 228V230L253 232H250V234H249L248 232L245 231V233H248L249 236L251 235L250 239L251 238L253 239L254 247H249L252 251L248 252L250 250L248 247H245V249L242 248V251H245L246 248L249 249V250L245 251V253L242 252L239 248H238V250L236 249V253H235L236 255H233V256H235L234 260H236V259L237 260H236V262H233L232 264H246L247 261H248L247 264L249 263V261H250V264H264V199H262L260 201L258 200V202H255ZM8 204H9V206H8ZM46 204H47V206H46ZM69 204H71L72 206ZM79 204H81V206ZM190 204H191V206H190ZM203 204H204V206H202V207L206 208V209L208 208L207 210H209V211H207V213L211 212L210 214H212L214 212V209H215V212H214L215 214L213 213L214 216L218 215V217H220V218L214 217V219L216 218L217 221L216 220L210 221V219L212 218L211 216L213 214L212 215L207 214V217L210 216V219L208 220V218H207L208 221H206L204 219V215H205L204 214L202 219H204V221H206V222H204L203 220H200L201 222L198 223V220H197L198 224L196 223L197 227H196V229L194 228L195 229L194 231L190 230V229H192L189 227L191 225H188V224H190L189 222H190L192 217H190L189 222L187 219L188 216H186V219L184 218L186 223L179 222L180 220H183V218L180 216H182V214L184 212H188L187 215L190 216L192 212L190 213L189 209L195 210L197 208L196 210L201 211L200 207ZM211 204H212V206L214 204L213 207H216V208H213V210L211 209V211H210ZM25 205H26V207H25ZM138 205H140V206H138ZM145 205H147V206L145 207ZM54 206L56 208H59L60 210L59 209L56 210V208ZM57 206H59V205H57ZM81 207H82L83 212H81L82 211ZM190 207H192V208H190ZM224 207L227 211L228 207L227 208H226V206H224ZM76 209H78V211H80L81 214L83 213L82 215H84V216H82L80 213L78 214V211ZM84 209H85V212L87 211V214H84L85 213ZM92 209H93V211H92ZM206 209H205V212H206ZM15 210H16V212H15ZM177 210L180 212H179V215H177L178 218L175 217V219L177 218L176 220H178L177 222L179 224L178 223L172 224V222L176 221L173 218L176 215H173V214H178ZM228 210H229V208H228ZM55 211L56 212L58 211V212L56 213ZM199 211L198 212L196 211V212L200 213L198 216L202 217L201 214L205 213V212H203L204 209L202 210V213ZM223 211L221 210L219 213L222 212L221 213V215H222ZM88 212H90V213H88ZM100 212H101V214H100ZM96 213H97V215H96ZM194 213L195 212L192 213V216ZM19 214H21V215H19ZM227 214H226V216H227ZM26 215H27V217H25ZM169 215H173V217L172 216L169 217ZM185 215H186V213L183 214V217H185ZM21 216L23 218L25 217V219H22ZM165 216H167L169 219V220H167L166 218H164L165 220H167L166 223H169V226L177 225L176 227H178V225H180L179 228L180 229L182 228L181 231L184 233V236H186L184 230H186V232H187V230L188 231L190 230L188 233H191L192 239L187 238V240L189 239V241L186 243L187 245L194 244V241L196 243H198V241H201V242H199V245H198V246H200V244L203 241L202 247L205 248L207 252H205V249H204V253L201 254L200 248H202V247H199V249H198L197 245H196V248L198 249V251H196V250L193 251L192 249H188L191 245L188 246V248H187V245L185 244L186 247L184 245L183 249L182 248L179 249L180 251L178 252L179 253L178 257L176 256L177 255L176 254L175 258L171 259L170 262H169V260L165 261L166 263L164 261H162L160 263L155 262L154 260H155L156 256L153 257V254L156 255L158 245L160 243L171 242L173 239H176L178 237L177 235L183 234V233L181 234L180 233L181 231H180L176 235L175 232H177V229H178V231L180 229L179 228L175 229L176 227H174V226L173 227L168 226V228L166 227L167 229L164 228L165 230L162 228L163 231L159 230V233H157L158 231L157 232L156 231L149 232L151 229L149 230V227H148V229H147L148 233H151V234L146 233V230H143V234H141L142 233L141 227H142V229L145 227L144 223L150 222V221H153V223H154V220H156L158 218L161 219L162 217H165ZM226 216H223V217L227 218ZM19 217H21V218H19ZM200 218L198 217V219H200ZM5 219H3V220H5ZM20 219H22V221ZM170 219H172V220H170ZM195 219H197V217L192 219V220L195 221ZM24 220H25V222H24ZM192 220H191V223H192ZM225 220H227V219H225ZM225 220L222 224V227L227 222V221L225 222ZM21 222L24 225H22ZM159 222L161 223V220ZM143 224H144V227H143ZM194 224H195V222H194ZM194 224H192V225H194ZM212 224L214 226H212ZM19 225L21 228L20 227L18 228ZM148 225H149V223H148ZM182 225H185L184 227L186 229L181 227ZM257 225H258L259 230L256 228ZM42 226H44V227H42ZM109 226H111L110 229H107V228H109ZM126 226H128V228L131 226L133 228H135V229L130 228V230H131V232L133 231V233H135L134 237L136 239H134V237H132L130 239H126V240L122 241V243L117 242L114 244L115 248L114 247L111 248V246L108 244H106L107 249H106V247H104L105 245L104 246L103 245L102 246H96L95 245V246H91V247L90 246H84V250H82L83 247L81 248L83 253L80 252L81 253L80 255H78L79 254L78 252H75L72 254L71 253H67V254L65 253L66 249H67L66 252H68V248H67V247H69L68 245H70V243H73L75 240L80 239L81 236L83 237L85 235H87V236L101 235L103 232H104L103 234L108 233V231L110 232L111 229H114V230L116 229V231H117L119 229H123ZM165 226H166V224H165ZM186 226L189 228L187 229ZM37 227H39V229H40L39 232L37 231L38 230ZM139 228H140V230H138ZM26 229L28 230L27 233H29V231L30 232L32 231L31 232L32 234H33V232L37 231L36 235L35 234L32 235V237L35 235V238L30 240V236H31L30 233L29 234H23V232L26 233L25 232ZM106 229H107V232L105 231ZM171 229H173V230L171 231ZM134 231H136L137 234H139V236ZM138 231H140V232L138 233ZM248 231H250V230H248ZM41 233H42V235H41ZM192 234H195V235L192 236ZM38 235H40V236H38ZM211 236H213V237H211ZM245 236H247V235H245ZM0 237H1V235H0ZM27 237L29 239H24ZM188 237H190V234H188ZM5 239H3V241ZM207 239H210L208 241H210L212 244H208L210 242H208ZM15 240H16V242H15ZM25 240H27L28 243ZM164 240H165V242H164ZM205 241H207L208 243ZM218 241L219 240H217L215 242H218ZM0 242H2L1 238H0ZM24 242H25V245H22V243H24ZM219 242H218V244H219ZM227 242H230V243L232 242L235 245V246L231 247L232 250L228 249V248H230L229 246L231 244L229 245V243H227ZM251 243L252 242H249L250 245H251ZM156 244H158V245H156ZM206 244H208V246L205 247ZM223 245L224 246L227 245V249H224L222 247ZM16 246H18V247H16ZM109 246H110V248H109ZM122 246H124V247H122ZM156 246H157V248L155 249ZM119 248H120V250H119ZM190 248H192V247H190ZM193 248H194V245H193ZM196 248H194V249H196ZM203 248H202V250H203ZM85 249H86V251H85ZM90 249H93L94 253H91L92 250H90ZM101 249H102V251H101ZM104 249H106V250H104ZM108 249H110V250H108ZM209 249H211V251H208ZM22 250H23V252H22ZM72 250L74 251V249H72ZM95 250L97 252L96 254H95ZM98 250H100L99 253H98ZM115 250H116V252H115ZM63 251H64V254L63 253L61 254V252H63ZM112 251L115 253V257H113L114 255H112V254H114V253H112ZM19 253H17V254H19ZM107 253H109V254H107ZM198 253H200V254L198 255ZM248 253H250V255H248ZM6 254L4 255L5 257L3 256V260L7 258ZM59 254L62 256H65V254H66L67 257L65 256L66 258L65 257L62 258V256L60 257ZM87 254H89V255H87ZM245 254H246V257L249 256V258H245ZM93 255H94V257H93ZM53 256H54V258H52ZM106 256L107 257L110 256L111 261L109 260L110 257L107 259ZM105 257H106V260H105ZM0 258L2 259L1 256H0ZM48 258H50V259H48ZM153 258H154V260H153ZM57 259H55L54 261H56ZM132 260H134V259H131L130 261H132ZM178 260H179V262H178ZM108 262H110V263H108ZM140 264H142V263H140Z\"/></svg>",
  "mask_w": 264,
  "mask_h": 264
}]
</instances>
